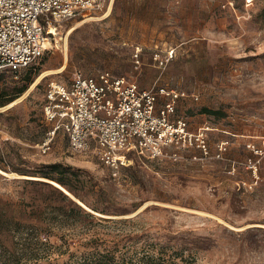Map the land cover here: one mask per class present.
I'll return each mask as SVG.
<instances>
[{
    "label": "rangeland",
    "instance_id": "1",
    "mask_svg": "<svg viewBox=\"0 0 264 264\" xmlns=\"http://www.w3.org/2000/svg\"><path fill=\"white\" fill-rule=\"evenodd\" d=\"M55 38L18 78L0 73V102L27 85L0 106V213L12 220L0 229V264H82L107 249L113 264L121 254L139 264L146 252L176 264H264V153L249 148L264 149V0H104L59 24ZM99 71L184 92L177 115L205 130L207 153L132 155L116 176L91 152L71 153L61 133L43 153L48 85ZM52 163L81 175L82 205L118 222L54 221L48 188L27 182Z\"/></svg>",
    "mask_w": 264,
    "mask_h": 264
},
{
    "label": "built area",
    "instance_id": "2",
    "mask_svg": "<svg viewBox=\"0 0 264 264\" xmlns=\"http://www.w3.org/2000/svg\"><path fill=\"white\" fill-rule=\"evenodd\" d=\"M103 7L104 0H0V73L18 78L56 42L59 24ZM155 60L161 68L168 58L157 55ZM185 97L157 85L142 89L109 71L78 72L69 83L48 85L43 116L51 128L39 147L47 153L61 133L71 153L91 152L113 176L133 163L132 155L177 161L184 151L207 153L205 130H191L189 120L177 115V103ZM249 148L264 153L254 145Z\"/></svg>",
    "mask_w": 264,
    "mask_h": 264
},
{
    "label": "trees",
    "instance_id": "3",
    "mask_svg": "<svg viewBox=\"0 0 264 264\" xmlns=\"http://www.w3.org/2000/svg\"><path fill=\"white\" fill-rule=\"evenodd\" d=\"M26 89L27 85H23L16 91L12 99L9 98L1 101L0 106H4L12 102L16 97L22 95ZM201 112L214 116L215 118H220L222 116L220 111L202 109ZM36 175L37 176L33 177H40L56 182L63 188L61 190V188L54 186L53 184H51V182L43 180L27 181L31 184H37L48 188V192L52 195L54 201L58 203V206H56L52 211V218L54 221L58 222L60 226H75L77 224L88 225L97 223L118 222L113 219L96 217V213L107 215V213L102 210H99L96 207H91V211L93 212L92 213L78 204L76 200L84 204V200L80 198L77 193L78 184L81 183V175H79L78 172H75L74 169H72L71 167L65 166L60 163H52L46 165L44 169L38 171ZM65 191L70 193L76 200L68 196ZM11 222L12 220L10 219V217L8 218L6 216H2V214L0 213V229L3 227L4 224H9ZM60 238L63 239V236H60ZM115 260L116 257L113 249H107L103 252L97 251L94 257L84 259V262L82 264H113ZM133 261L134 260L132 259V257H129V260L126 261V258L121 254L120 262L122 264H131ZM137 261H139V264H176L173 261H164V259L155 258L151 253L148 252L144 253L142 257H139Z\"/></svg>",
    "mask_w": 264,
    "mask_h": 264
},
{
    "label": "bare ground",
    "instance_id": "4",
    "mask_svg": "<svg viewBox=\"0 0 264 264\" xmlns=\"http://www.w3.org/2000/svg\"><path fill=\"white\" fill-rule=\"evenodd\" d=\"M63 68H64V67H61L58 71H62ZM51 72H53V71H51ZM54 72H57V71H54ZM49 74H50V73H49ZM46 75H48V72H44L43 74H41V75L38 77V79L36 80V82H37L39 79H41L42 77L46 76ZM34 85H35V83L32 85V87H33ZM20 99H21V98H20ZM20 99H17L16 102H17L18 100H20ZM16 102H13L12 104H14V103H16ZM12 104L6 106L5 109H6L7 107L11 106ZM22 177H25V176H22ZM40 179H43V180H45V181L52 182V183L56 184L57 186H59V188L61 187V186H60L59 184H57L56 182H53V181H50V180H47V179H44V178H40ZM56 185H55V186H56ZM57 186H56V187H57ZM61 188H62V187H61ZM62 189H63V188H62ZM66 193H68V192H66ZM68 194H69V193H68Z\"/></svg>",
    "mask_w": 264,
    "mask_h": 264
},
{
    "label": "water",
    "instance_id": "5",
    "mask_svg": "<svg viewBox=\"0 0 264 264\" xmlns=\"http://www.w3.org/2000/svg\"><path fill=\"white\" fill-rule=\"evenodd\" d=\"M52 184V183H51ZM59 188V187H58ZM62 190V189H61ZM66 193V192H65ZM68 196H70V197H72V198H74L70 193L68 194V193H66ZM77 202H78V204L79 205H81L82 207H84L86 210H88L84 205H82V203H80L78 200H76ZM89 212H92V211H90V210H88ZM93 213V212H92Z\"/></svg>",
    "mask_w": 264,
    "mask_h": 264
}]
</instances>
